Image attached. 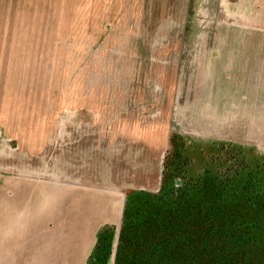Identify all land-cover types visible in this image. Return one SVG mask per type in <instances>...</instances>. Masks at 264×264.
I'll use <instances>...</instances> for the list:
<instances>
[{
	"label": "rangeland",
	"instance_id": "obj_1",
	"mask_svg": "<svg viewBox=\"0 0 264 264\" xmlns=\"http://www.w3.org/2000/svg\"><path fill=\"white\" fill-rule=\"evenodd\" d=\"M226 92L252 116L208 136ZM261 117L264 0H0V264H87L104 225L115 249L170 152L186 176L239 156L264 175Z\"/></svg>",
	"mask_w": 264,
	"mask_h": 264
},
{
	"label": "trees",
	"instance_id": "obj_2",
	"mask_svg": "<svg viewBox=\"0 0 264 264\" xmlns=\"http://www.w3.org/2000/svg\"><path fill=\"white\" fill-rule=\"evenodd\" d=\"M238 158L186 176L170 152L159 191L127 192L116 248L104 225L87 264H264V175Z\"/></svg>",
	"mask_w": 264,
	"mask_h": 264
},
{
	"label": "crops",
	"instance_id": "obj_3",
	"mask_svg": "<svg viewBox=\"0 0 264 264\" xmlns=\"http://www.w3.org/2000/svg\"><path fill=\"white\" fill-rule=\"evenodd\" d=\"M247 78H248V83L250 85L249 87L252 89H256L254 86H255V82L258 78L257 74L255 73L253 75V77L249 76ZM245 83H246V87H247V82H245ZM219 97L221 98L219 100H222V99L224 100L225 97L227 99H229V95L227 94V92L223 93L221 96H218V97L216 96V98H219ZM241 104L239 103L237 107L235 106L237 109L235 108V111L232 112L233 117L231 118V113L229 111L230 102L224 100L223 105H222L224 108L221 110V112H220V109L218 110V113H219L218 116H208L207 117L206 121L209 122L208 124L211 125L212 127H215L218 130L217 132H215L213 134L209 133L208 136H213V137H217V138L218 137L219 138H227L228 132H226V130H228L227 128H230L231 125L235 126V124H236L237 128L245 125L244 122L246 121V116L247 115L252 116L254 108L247 110L246 104H244V103H241ZM250 110H251V112L249 113L248 111H250ZM235 114H237V115L235 116ZM260 120L264 121V117H261ZM80 133H81L80 130L73 129L71 134H73L75 136V134H80ZM258 133H260V136H264V130L259 129ZM69 134H70V132H69ZM240 135L235 139L240 140V141L250 142V143L253 142V140H251V138L249 136H244V135L240 136ZM94 161L95 160H93L92 162H94ZM99 180H100V177L99 178L94 177V179H92V184H94V185L99 184ZM78 181H79V179H73V181H70V182L68 181V185H71V186H75V185H79V184L81 185V183Z\"/></svg>",
	"mask_w": 264,
	"mask_h": 264
},
{
	"label": "water",
	"instance_id": "obj_4",
	"mask_svg": "<svg viewBox=\"0 0 264 264\" xmlns=\"http://www.w3.org/2000/svg\"><path fill=\"white\" fill-rule=\"evenodd\" d=\"M177 184H178V185H180V184H181L180 180H178V181H177Z\"/></svg>",
	"mask_w": 264,
	"mask_h": 264
},
{
	"label": "flooded vegetation",
	"instance_id": "obj_5",
	"mask_svg": "<svg viewBox=\"0 0 264 264\" xmlns=\"http://www.w3.org/2000/svg\"><path fill=\"white\" fill-rule=\"evenodd\" d=\"M164 170V169H163ZM162 175H163V173H162ZM162 180V179H161Z\"/></svg>",
	"mask_w": 264,
	"mask_h": 264
}]
</instances>
